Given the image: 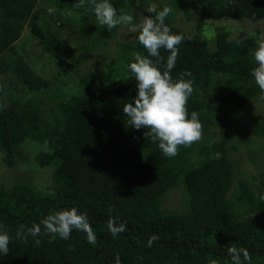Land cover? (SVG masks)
Instances as JSON below:
<instances>
[{
  "label": "trees",
  "instance_id": "obj_1",
  "mask_svg": "<svg viewBox=\"0 0 264 264\" xmlns=\"http://www.w3.org/2000/svg\"><path fill=\"white\" fill-rule=\"evenodd\" d=\"M40 1L0 0V155L2 163L11 168L25 140L38 143L41 148L33 161L40 168H54L55 187L51 192L30 184L13 185L9 190L0 187V223L12 236L9 253L0 255V264H115L117 254L121 264H211L213 260L231 264L229 247L248 249L251 261L245 264H264V200L260 199L264 172L251 183L236 180L239 173L226 146L231 114L226 116L210 106L212 92L220 87L219 75L227 79V94L220 90L221 103L264 102L251 75L255 39L245 36L228 41L227 32H222L211 52L201 38L205 20L264 22V0H182L183 7L174 5L179 0H168L173 11L165 22L173 33L185 36L171 75L177 79L182 73L192 74L185 76L194 79L189 118L196 111L203 124L201 141L181 147L171 158L143 136L147 129L136 130L127 124L123 106L134 104L138 93L131 73L110 84L99 78L82 81L80 92L66 96L19 55L13 45L28 27L53 57L61 76L77 67L65 60L55 33H46L39 24L45 16V10L38 7ZM50 1L63 11H74L78 21L89 23L104 42L117 32L118 26L111 31L99 26L90 7L76 9V0ZM111 2L118 12L123 8L130 14L151 15L146 11L150 1ZM189 7L197 16L192 33L176 27L172 19L174 13L187 10L188 14ZM187 19L192 17L188 14ZM135 37L122 44V51L147 55ZM161 54L165 60L169 55L163 49ZM215 123L220 136L217 142L209 138ZM256 128L264 138V124ZM182 185L185 209L160 210L167 193ZM72 207L87 213L97 237L95 245L75 230L69 240L57 237L50 243L43 226L41 234L29 236L27 243L16 238L21 225L26 231L47 215ZM110 217L117 224L125 223L126 231L113 237L107 228ZM153 235L159 239L149 247Z\"/></svg>",
  "mask_w": 264,
  "mask_h": 264
},
{
  "label": "rangeland",
  "instance_id": "obj_2",
  "mask_svg": "<svg viewBox=\"0 0 264 264\" xmlns=\"http://www.w3.org/2000/svg\"><path fill=\"white\" fill-rule=\"evenodd\" d=\"M146 1L156 4L157 7L168 6V0ZM174 5L183 7V1L179 0ZM38 7L45 10V16L41 17L39 24L43 26L46 33H55L59 50L65 60L77 64L72 73L61 76L53 57L42 48V44L30 33L28 27H25L13 46L39 76L53 82L55 87H59L60 91L68 96L80 92L84 84L82 81L91 82L92 79L99 78L103 83L110 84L129 75L128 65L133 61V52L125 53L121 48L122 44L133 39L134 34L128 33L126 26H118L114 37L104 42L97 38L95 30L89 23L78 21V15L74 11H63L50 0H41ZM188 11L189 16L192 17L191 20L187 19V10L174 13L172 19L176 27L192 33L197 16L192 7H189ZM132 15L138 17L137 22L142 17L138 12ZM222 32H227L228 41L242 39L245 36H253L256 40L258 34L264 32V22L230 18L205 20L201 38L206 41L209 51L216 50V38ZM226 81L223 75H219L220 87L212 92L210 106L213 109L218 107L226 116L230 112L227 150L239 173L236 180L243 179L251 183L252 178H257L264 172V138L260 136L256 128L258 123L264 124V102L256 99L243 106H238L232 101L221 103L220 90L227 94ZM5 87L9 89L8 86ZM47 100L49 105L55 106V101L49 98ZM217 120L218 116L216 122ZM210 132H213L209 136L210 141L217 142L220 136L216 123ZM131 139L132 137L128 135L127 141ZM40 148L38 143L25 140L16 155V164L11 168L2 163L0 155V187L9 190L13 185L30 184L40 191H54L55 184L52 179L54 168H40L33 161ZM257 181L258 179L254 180L255 183ZM230 197L229 194L228 198ZM185 207L183 185L171 189L159 204V209L162 211L179 212Z\"/></svg>",
  "mask_w": 264,
  "mask_h": 264
},
{
  "label": "clouds",
  "instance_id": "obj_3",
  "mask_svg": "<svg viewBox=\"0 0 264 264\" xmlns=\"http://www.w3.org/2000/svg\"><path fill=\"white\" fill-rule=\"evenodd\" d=\"M74 7L85 11L90 7L98 25L107 31L120 25L126 26L128 33L136 34V40L146 50L147 55L139 51L133 52V61L128 65L138 89L134 104L129 102L123 106L128 126L136 130L147 129L143 136L158 144L163 155L169 158L178 155L181 147L200 142L203 138V124L199 113L192 111L189 118L188 111V101L194 92V79H185V76L192 74L185 72L177 79H173L171 75L179 54V46L185 40L184 35L173 33L165 22L173 9L165 5L158 10L156 4H150L146 11L151 15H142L137 22L135 17L123 8L118 12L111 0H76ZM255 45L252 51L255 67L252 68L251 75L264 96V32L258 34ZM161 49L169 53L166 60L161 54ZM260 199L264 200V195H261ZM113 211L110 206L108 212ZM42 226L51 237L50 243L57 237L69 240L74 230L85 233L89 244L95 245L97 241L87 213H81L76 207L55 211L26 231L25 226L21 225L16 231V238L27 243L29 236L38 237L41 234ZM107 228L111 235L116 237L126 231V224H117L116 219L110 217ZM158 239L157 235L151 236L148 246L151 247ZM11 242L9 230L0 223V255H8ZM35 243L39 245L41 241L36 239ZM228 254L231 264H245L251 261L246 248L229 247ZM115 264H121L118 254ZM211 264H217V261L213 260Z\"/></svg>",
  "mask_w": 264,
  "mask_h": 264
}]
</instances>
